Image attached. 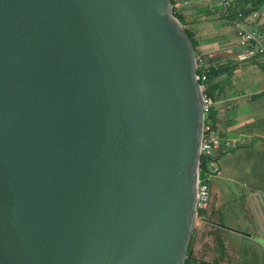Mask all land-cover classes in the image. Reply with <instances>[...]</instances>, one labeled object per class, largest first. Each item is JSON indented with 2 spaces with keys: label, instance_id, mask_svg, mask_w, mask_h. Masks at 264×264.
Segmentation results:
<instances>
[{
  "label": "water",
  "instance_id": "95a60500",
  "mask_svg": "<svg viewBox=\"0 0 264 264\" xmlns=\"http://www.w3.org/2000/svg\"><path fill=\"white\" fill-rule=\"evenodd\" d=\"M197 67L172 0H0V264H185Z\"/></svg>",
  "mask_w": 264,
  "mask_h": 264
},
{
  "label": "crops",
  "instance_id": "0c3cea01",
  "mask_svg": "<svg viewBox=\"0 0 264 264\" xmlns=\"http://www.w3.org/2000/svg\"><path fill=\"white\" fill-rule=\"evenodd\" d=\"M213 1L206 0L205 2L207 3L205 4L199 3L192 6L197 13L203 11L208 13L207 18L201 20L200 23L194 22L193 24L198 27L197 29L201 30L197 35V39L200 41V47L208 42L222 45L225 43L230 44L231 47L217 45L218 49L215 52L208 51L209 53L207 54L221 57V61L224 63L234 61L231 63L236 64L232 88L227 92L226 96L221 97L217 101L214 109L216 127L219 134L223 135V142L226 145L228 144L230 146L229 150H231L230 154L227 153L228 155L226 154L220 158L222 177L218 179L216 184L223 180L221 181V188H223V185L225 187L234 185L239 194L237 195L236 193L235 197L234 193H232L231 200L233 198H236V201L238 199L244 200V195L249 200V202L245 203H253L254 209H256L258 218L261 220L259 226L264 227V68L257 66L252 60H241L242 50L239 48V44L237 41L229 43L228 40L229 36L231 38L235 36L234 33H231L232 29L225 28L224 21L220 16L212 17L213 14L219 12L217 11L218 9L220 10L216 3L212 6ZM210 6L212 7L209 8ZM219 23H223L220 28L221 34L219 32L213 34L209 32V28H215ZM200 49L203 51L202 48ZM261 99L263 100L261 101ZM240 170H242V173H237ZM239 183L241 188L237 186ZM227 197L223 194V191L217 194V198H225L224 201L222 200L224 204L227 203L225 201ZM216 203L221 204L222 202L216 201ZM233 214L238 218V213L233 212ZM214 218V220H219L220 222L217 226L219 234L227 236L232 234L234 230L237 231L235 227L227 223L224 226H220L223 224L221 221L223 216L220 211H216ZM212 219L209 217L207 222H211ZM230 224L233 225L232 223ZM253 225L257 226V223ZM229 249L237 250L233 247Z\"/></svg>",
  "mask_w": 264,
  "mask_h": 264
},
{
  "label": "rangeland",
  "instance_id": "374dc122",
  "mask_svg": "<svg viewBox=\"0 0 264 264\" xmlns=\"http://www.w3.org/2000/svg\"><path fill=\"white\" fill-rule=\"evenodd\" d=\"M205 1L206 0H188L185 3L184 6L189 8V10L186 11V14H188L187 15L188 18L186 19L187 22H191V24H194V22L200 23L201 20L207 18V16H208L207 15L208 13H206L207 11L197 13L195 8L192 7L194 4H199V3L205 4V3H207ZM238 2H239V0H229V5L225 9V11L228 14H230L231 9ZM214 4H215V1H213L212 6H214ZM242 5H244V6L246 5V0H243ZM212 6H210L209 8H211ZM217 11H219V12L217 14H213L212 17H217L222 13V11L219 9ZM194 18H195V20H194ZM223 21H224L223 23L225 24V28H229V29L233 30V31L231 30V33L238 34V32L240 30L247 31V32L251 33L253 36H255L256 40H258L259 42L264 44V8H263V11L261 13L254 12L248 18H246V17L244 18L242 12H239L237 17H235V18L231 17V18L226 19V20L223 19ZM223 23H219V25H216L215 28L214 27L209 28V32H212V34L219 32L221 34L220 28H221ZM192 28L194 30H197V35L199 34V32H201V30L197 29L198 27H195L194 25L192 26ZM235 36L232 38L230 36L228 37L229 43L231 41H238L237 37H235ZM217 45L221 46V47H226V46L231 47V45L228 43H225L222 45V44H216L215 42H208V43L204 44V46H202V47L199 46L200 48H202L203 51H201L200 48L199 49L203 53L206 52L204 54H207V53H209L208 51L215 52V50L218 49ZM220 48H219V50H220ZM239 48L241 50H243L242 46H239ZM258 54H259L258 47L256 45H253L252 50L250 52V56H255ZM262 100L263 99H261V101ZM230 153H228V154H230ZM217 165H220L219 160L217 161ZM237 173H239V174L242 173V170L237 171ZM237 186H238V188H241L240 183L237 184ZM219 190L223 191V194L225 196H228V195H231L232 193H234V195L236 197V193H237V195L239 194V191L236 190L234 185H232L230 187H225L223 185V188L220 187ZM216 194L217 193L215 192V195ZM223 199H225V198H223ZM212 201H213V199H212ZM245 202H249V200L247 198H244V200L238 199L237 201H234L233 203H230L229 205H227V207H225L226 211H229L228 213L226 211H223V210H220V213H222V215H223V221H224L225 225L227 223L228 225L235 227L238 230V232H242L243 235L244 234L246 235V237H244V239L242 238L240 240L242 242L241 243L242 246L240 248H243V249L245 248L249 251H252V248L255 244H256L255 245L256 249L258 247L264 245V227L259 226V223L261 220H260V218H258V214L256 213V209H254L253 203L246 204ZM216 204H217V206H220L219 207V209H220L221 206L224 205V202H222L221 204L216 203V201L213 202V206H216ZM208 212H209V217L213 218L211 222L203 221V220H200L199 218L196 219V222L194 225L195 237H194V241L192 244V254L197 258H204L205 260H213V257L215 255L214 249L216 247H218V244H219L218 242L220 239L222 240L221 237H223V238H225V241L223 240V242L227 246V251L229 253L230 258L232 259V263L239 262L243 258V256L241 255L243 250L242 249L238 250L237 249L238 246L235 247V245H239L238 239L235 238L233 240L232 235H229L230 236L229 237L228 235L226 236L223 234L222 235L219 234L217 226H218V223H220V222H219V220H214L215 218H214V215H212V212H213L212 206H209ZM233 212L236 214L238 213V218L233 214ZM250 217H252V218H250ZM263 220H264V217H263ZM213 223H215V224H213ZM230 223H232L234 226L231 225ZM254 223H257V226H254L253 225ZM253 229L256 231L255 233H254ZM233 232H236V230H234ZM231 242L234 245V249H237V250H230L229 249V248L233 247L231 245ZM262 251L264 252V246L262 247ZM262 260L264 263V255H263ZM224 264H227L226 261H224Z\"/></svg>",
  "mask_w": 264,
  "mask_h": 264
},
{
  "label": "trees",
  "instance_id": "16d2710c",
  "mask_svg": "<svg viewBox=\"0 0 264 264\" xmlns=\"http://www.w3.org/2000/svg\"><path fill=\"white\" fill-rule=\"evenodd\" d=\"M185 1L188 0H172V6H173V13L174 15L182 22V24L185 27V30L188 34V37L190 38V41L192 42L193 45V49L195 52V56L197 59L201 60V62L198 61L199 66L197 67L196 70V74L199 76V83L205 87L204 89V95H206L208 98L211 99V101L213 102V105L210 109L209 114L206 116V124H210L212 126V130H215L216 132L219 133L218 128L216 127L215 124V112L214 109L216 107V103L217 101L221 98L226 96L227 92L232 88L233 85V78L235 75V67L236 64H232L231 62H223L221 61V57L216 56L214 54H203L200 49V41L197 39V30H194L192 28L193 24H191V22H187L186 19L188 18L186 14V11L189 10L188 7H183V6H178L177 7V3H184ZM243 0H239V2L231 9V13L228 14V16L231 18H235L237 17L239 12H242L244 18H248L250 17L251 14H253L254 12H259L261 13L263 11L264 8V0H246V5H242ZM220 18L224 19V15H219ZM260 67L264 68V65H259ZM204 78V79H203ZM230 148H226L221 146V148L215 149L212 151L211 156H203L202 157V161L204 162V166L201 170V176H203L206 172L209 171L210 168V164L215 163L217 165V161H220V158L224 155H226L227 153H229L231 150H229ZM219 167V169L222 172V168L221 165H217ZM223 180L219 181V184H216L218 182V179H214L211 181L210 183V187H211V199H210V204L209 206H212V215L216 214V211H226L225 207H227V205H229L230 203H232L233 201H236V198L232 199L231 195H228L227 200H225L227 203H225L224 205L221 206V208L219 209L220 206H213V202L217 201V202H223L224 199H219L217 198V194L221 193L220 189V184L222 185ZM231 185H227L226 187H230ZM218 190V191H217ZM215 192L217 193L215 195ZM243 197L245 198V196L243 195ZM213 199V201H212ZM223 200V201H222ZM219 209V210H218ZM227 213L229 211H226ZM223 216V215H222ZM200 220L203 221H208L209 219V212L208 210H202L198 212V216H197ZM223 222V224H221L220 226H224V221L223 218L221 220ZM254 230V229H253ZM238 231V230H237ZM232 232L233 236V240L235 238L238 239V243L239 245H235L238 246V250L242 249V253L241 255L243 256V258L237 262V263H232V259L229 256V253L227 251V246L226 244L223 242V240L225 241V238L221 237L222 240H219V244L218 247H216L214 249V257L213 260H205L204 258H197L192 254V244L194 241V237H195V229L193 230L192 236H191V240H190V245H189V250H188V258L186 260L185 264H224V261H226L227 264H264L263 263V251H262V247L260 246L256 249V244L253 246L252 251H249L247 249H243L240 248L241 245V239L244 237H246V235L242 234V232ZM256 231L254 230V233ZM241 233V234H240ZM249 234V233H248ZM229 236V235H228ZM256 236V235H255ZM218 237V236H217ZM216 237V238H217ZM230 237V236H229ZM248 237V236H247ZM250 238V237H249ZM231 245L234 248L233 243L231 242ZM253 252V253H252Z\"/></svg>",
  "mask_w": 264,
  "mask_h": 264
},
{
  "label": "built area",
  "instance_id": "2783aa9c",
  "mask_svg": "<svg viewBox=\"0 0 264 264\" xmlns=\"http://www.w3.org/2000/svg\"><path fill=\"white\" fill-rule=\"evenodd\" d=\"M180 5H181L180 3H177V7ZM183 5H185V3ZM228 5H229V0H218V6L222 8L225 14H227L225 9L228 7ZM238 36L241 45L246 47H253V45H256L258 47L259 61L262 64H264V44L256 40L255 36H253L251 33L247 31L240 30L238 32ZM196 60H197V66H199L198 61L201 62V60L199 59ZM212 105L213 102L211 101V99L208 98L206 95H204L203 109L205 113V118H204V127H203V137L201 143L202 154L204 156H211L214 148L218 147L220 144L219 134L215 130H212V126L210 124H206L205 122L206 116L209 114ZM220 175L221 172L219 168L215 165V163L210 164V168L208 172H206L203 176L200 175L198 189H197V197H196L197 212L206 210L208 208L211 199V187H210L211 180L212 178L220 177Z\"/></svg>",
  "mask_w": 264,
  "mask_h": 264
},
{
  "label": "clouds",
  "instance_id": "9594fccd",
  "mask_svg": "<svg viewBox=\"0 0 264 264\" xmlns=\"http://www.w3.org/2000/svg\"><path fill=\"white\" fill-rule=\"evenodd\" d=\"M215 1V3L217 4V6H218V0H214ZM187 1H185L184 3H186ZM184 3H180L181 4V6H183V7H185L183 4ZM218 7H220V6H218ZM220 10L222 11V13H221V15H224L225 17H224V20H226V19H229L230 17L228 16V13L227 14H225L224 12H223V10H222V8L220 7ZM236 35V37H237V39H238V44H239V46H242L243 47V50H242V57H241V60L242 61H244V60H252V61H254L256 64H257V66H259V65H264V64H262L260 61H259V56L258 55H255V56H250V52H251V50H252V47H246V46H243V45H241V43H240V39H239V36H238V34H235ZM197 59V58H196ZM196 62H197V60H196ZM198 76V75H197ZM199 77V76H198ZM198 81H199V79H198ZM202 86V85H201ZM204 86H202V88H203ZM204 89H205V87H204ZM204 89H203V91H204ZM218 133V132H217ZM219 134V133H218ZM219 136H220V144H219V146L218 147H216L215 149H218V148H221V146H223V147H226V148H230V146L227 144L226 145V143L225 142H223V135H220L219 134ZM204 155L202 154V152H201V160H202V157H203ZM213 163V162H212ZM216 165V164H215ZM217 166V165H216ZM218 167V166H217ZM219 168V167H218ZM220 170V169H219ZM220 172H221V170H220ZM200 175H201V172H200ZM222 177V172H221V175H220V177H217V178H212V180H214V179H220ZM211 180V181H212ZM208 208H209V206H208ZM208 208L206 209V210H208ZM198 216V215H197ZM198 218V217H197Z\"/></svg>",
  "mask_w": 264,
  "mask_h": 264
}]
</instances>
